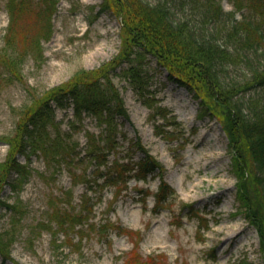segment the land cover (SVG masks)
Masks as SVG:
<instances>
[{"label":"rangeland","instance_id":"1","mask_svg":"<svg viewBox=\"0 0 264 264\" xmlns=\"http://www.w3.org/2000/svg\"><path fill=\"white\" fill-rule=\"evenodd\" d=\"M29 1L31 10L11 25L6 0H0V61L6 52L19 62L17 75L0 66V163L8 156L6 138L15 136L27 105L78 70L110 60L120 48L119 17L109 10L99 12L102 0ZM221 4L240 17L233 0ZM176 11L198 30H213L188 5ZM217 37L223 43L225 33ZM226 46L233 54L243 51L231 38ZM257 55L253 65L260 62L262 54ZM240 59L227 64L232 79L249 74ZM141 61L139 86L119 67L111 73L129 115V120L117 117V128L127 138L139 136L164 166L163 177L175 191L166 207L152 210L159 176L132 178L120 189L110 185L90 190L83 180L93 168L87 159L73 166L74 177L66 166L46 165L38 152H30L28 158L18 154L29 172L14 190L15 173L8 172L0 183L1 199L16 203L15 209L0 205V237L9 253H0V264H263L257 229L238 212L231 147L221 122L200 116L198 98L170 78L153 56L147 54ZM257 93L248 90L245 96ZM53 117L55 126L69 131L80 149L87 129L100 130L92 116L83 114L76 120L71 107H54ZM49 128L55 131L54 125ZM116 139L117 155L123 154L128 140L120 134ZM130 154L135 160L140 151ZM139 191L148 193L144 200ZM87 205L92 207L87 219L69 224L68 219L74 222L75 215L87 212ZM50 212L59 219L67 217L62 226L48 220ZM105 224L104 232L100 225Z\"/></svg>","mask_w":264,"mask_h":264},{"label":"trees","instance_id":"2","mask_svg":"<svg viewBox=\"0 0 264 264\" xmlns=\"http://www.w3.org/2000/svg\"><path fill=\"white\" fill-rule=\"evenodd\" d=\"M233 3L240 11L239 18L235 17V10H225L221 0H102L99 12L109 10L119 17V51L96 68L78 70L68 81L48 89L26 106L17 121L15 136L6 138L9 150L7 160L0 163L4 176L0 175V183L6 181L8 172L15 173L16 178L11 181L14 190L15 184L29 172L17 155L28 158L30 152H38L46 165L66 166L74 177L73 166L87 159L93 168L85 173L83 180L90 190L101 191L110 185L120 189V184L131 178L146 180L148 176H159L153 209L165 206L175 191L163 177L164 166L143 145L141 138H127L118 130L117 117L129 120V115L111 76L119 67L121 74L139 86L143 78L141 60L149 54L167 70L170 78L198 98L200 116H214L221 122L231 147L238 212H243L256 227L264 264V0H233ZM185 5L203 22L210 23L213 30L203 32L190 20L178 17L176 9H183ZM6 8L11 25L31 10L29 0H6ZM47 24L48 36L51 26L49 21ZM221 33H225L223 43L217 39ZM40 38L34 42L37 52ZM229 38L241 46V53L228 50ZM258 52L262 54L258 58L262 57L258 65H253L251 61L257 58ZM2 55L6 56L0 66L17 75L19 62L10 59L6 52ZM240 57L247 64L249 74L232 79L227 74V64L241 60ZM248 90L260 93L246 97ZM52 103L61 108L72 106L78 121L83 114L95 118L100 130L98 133L85 131L83 149L69 131L55 126ZM52 125L54 132L49 128ZM71 125L77 127L75 122ZM117 134L128 140L120 155H117ZM137 150L140 156L131 159L130 152ZM139 192L144 200L147 192ZM0 205L16 208V203H8L1 196ZM83 210L87 212L75 215L74 222L68 219L69 224H82L92 207L87 205ZM65 219L56 218L51 212L48 217L59 226ZM106 227L107 224L100 225L104 232ZM6 246L7 242L0 237V253L4 257L9 256Z\"/></svg>","mask_w":264,"mask_h":264}]
</instances>
